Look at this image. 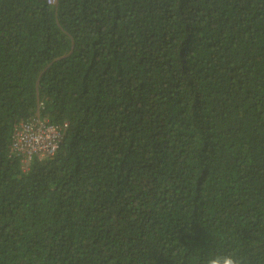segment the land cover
<instances>
[{
  "label": "trees",
  "instance_id": "trees-1",
  "mask_svg": "<svg viewBox=\"0 0 264 264\" xmlns=\"http://www.w3.org/2000/svg\"><path fill=\"white\" fill-rule=\"evenodd\" d=\"M210 253L264 264V0H0V264Z\"/></svg>",
  "mask_w": 264,
  "mask_h": 264
},
{
  "label": "built area",
  "instance_id": "built-area-1",
  "mask_svg": "<svg viewBox=\"0 0 264 264\" xmlns=\"http://www.w3.org/2000/svg\"><path fill=\"white\" fill-rule=\"evenodd\" d=\"M54 0H47L53 2ZM64 125L52 124L36 113L29 119L20 120L12 127L11 147L27 164L34 155H53L61 142Z\"/></svg>",
  "mask_w": 264,
  "mask_h": 264
},
{
  "label": "clouds",
  "instance_id": "clouds-1",
  "mask_svg": "<svg viewBox=\"0 0 264 264\" xmlns=\"http://www.w3.org/2000/svg\"><path fill=\"white\" fill-rule=\"evenodd\" d=\"M40 106V107H39ZM39 106L37 107L38 110H36L35 114L36 113H39L40 116L42 117H45L47 119L48 122L52 123V124H59V125H64L63 127V130H62V137H61V140L63 138V131L64 129L66 128L67 126V123L65 121L61 122V123H54V122H51L48 117L42 113V109H43V105L41 103H39ZM41 109V110H40ZM35 114H33L32 116H34ZM31 116V117H32ZM31 117H28L31 118ZM17 123V122H16ZM13 127V126H12ZM11 142H12V128H11V135H10V141H9V149H10V153L11 155H14V156H18L19 157V163H20V170L22 172H25L26 170H28L29 168V165L31 163V161L33 159H38V160H41V159H46V158H49L51 156H44V157H38L37 155H34V157L31 159V161L27 164L23 163L20 159V156L15 152L14 149H12L11 147ZM60 145V144H59ZM58 149V148H57ZM205 264H241V260L235 256V255H232V254H227V253H224V254H220V253H210L205 261Z\"/></svg>",
  "mask_w": 264,
  "mask_h": 264
}]
</instances>
